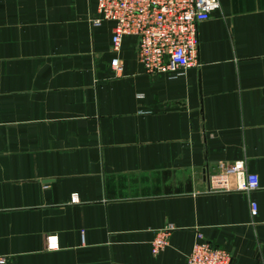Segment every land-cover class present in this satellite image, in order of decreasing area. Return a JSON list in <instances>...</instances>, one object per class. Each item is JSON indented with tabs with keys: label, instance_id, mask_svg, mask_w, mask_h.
I'll use <instances>...</instances> for the list:
<instances>
[{
	"label": "crops",
	"instance_id": "0c3cea01",
	"mask_svg": "<svg viewBox=\"0 0 264 264\" xmlns=\"http://www.w3.org/2000/svg\"><path fill=\"white\" fill-rule=\"evenodd\" d=\"M92 16L94 0H0V264H185L196 233L264 264V0H218L197 65L170 74L128 38L110 68L112 23ZM235 160L258 187L210 188Z\"/></svg>",
	"mask_w": 264,
	"mask_h": 264
},
{
	"label": "built area",
	"instance_id": "2783aa9c",
	"mask_svg": "<svg viewBox=\"0 0 264 264\" xmlns=\"http://www.w3.org/2000/svg\"><path fill=\"white\" fill-rule=\"evenodd\" d=\"M95 14L88 18L92 26L101 21L112 23L108 51L113 55L109 67L120 68L117 53L121 43L132 41L136 61L149 74H170L197 65L196 24L206 20L218 7V0H94ZM218 171L208 178L209 187L216 190L249 192L258 187L255 173L247 172L243 160L226 164L219 162ZM232 180V183H231ZM74 201L75 197L71 196ZM250 213L256 205L249 203ZM170 224L157 230L150 241V253L155 256L167 244ZM48 248L56 245L55 236H46ZM3 259L0 258V262ZM185 264H230L229 253L213 247L196 233Z\"/></svg>",
	"mask_w": 264,
	"mask_h": 264
}]
</instances>
